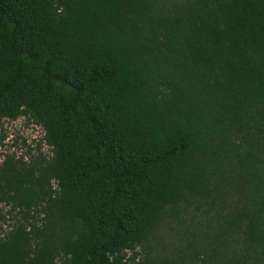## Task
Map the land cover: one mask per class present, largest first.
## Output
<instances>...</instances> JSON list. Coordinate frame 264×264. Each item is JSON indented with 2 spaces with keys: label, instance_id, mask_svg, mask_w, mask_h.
<instances>
[{
  "label": "trees",
  "instance_id": "1",
  "mask_svg": "<svg viewBox=\"0 0 264 264\" xmlns=\"http://www.w3.org/2000/svg\"><path fill=\"white\" fill-rule=\"evenodd\" d=\"M20 117L0 264H264V0H0Z\"/></svg>",
  "mask_w": 264,
  "mask_h": 264
},
{
  "label": "rangeland",
  "instance_id": "2",
  "mask_svg": "<svg viewBox=\"0 0 264 264\" xmlns=\"http://www.w3.org/2000/svg\"><path fill=\"white\" fill-rule=\"evenodd\" d=\"M40 155L49 158L52 155L51 149L44 140V131L26 117H20L16 120L0 121V167L6 157L13 160H23L25 162L38 159ZM4 212L8 210L4 207ZM11 216H7V223L3 226L4 232L12 224ZM169 242H177L173 239ZM138 251H141L140 249ZM130 256L131 253H128ZM144 252H141V257Z\"/></svg>",
  "mask_w": 264,
  "mask_h": 264
}]
</instances>
